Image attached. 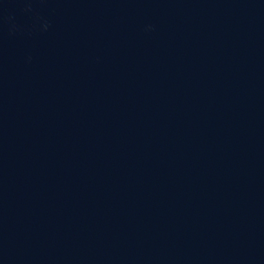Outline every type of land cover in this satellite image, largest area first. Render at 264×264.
<instances>
[{
	"label": "water",
	"instance_id": "water-1",
	"mask_svg": "<svg viewBox=\"0 0 264 264\" xmlns=\"http://www.w3.org/2000/svg\"><path fill=\"white\" fill-rule=\"evenodd\" d=\"M0 264H264V0H0Z\"/></svg>",
	"mask_w": 264,
	"mask_h": 264
}]
</instances>
